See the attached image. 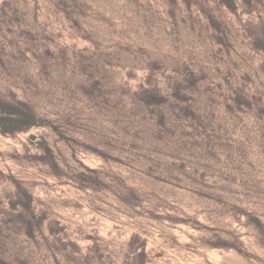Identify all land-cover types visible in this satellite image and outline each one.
Returning a JSON list of instances; mask_svg holds the SVG:
<instances>
[{
  "label": "rangeland",
  "instance_id": "obj_1",
  "mask_svg": "<svg viewBox=\"0 0 264 264\" xmlns=\"http://www.w3.org/2000/svg\"><path fill=\"white\" fill-rule=\"evenodd\" d=\"M0 103V264H264V0H0Z\"/></svg>",
  "mask_w": 264,
  "mask_h": 264
},
{
  "label": "trees",
  "instance_id": "obj_2",
  "mask_svg": "<svg viewBox=\"0 0 264 264\" xmlns=\"http://www.w3.org/2000/svg\"><path fill=\"white\" fill-rule=\"evenodd\" d=\"M229 4L228 2L227 5ZM0 121L4 123L5 127L11 125L6 124L8 122L14 123L15 128H0L1 133L12 137L40 125L31 111L8 103H0Z\"/></svg>",
  "mask_w": 264,
  "mask_h": 264
},
{
  "label": "water",
  "instance_id": "obj_3",
  "mask_svg": "<svg viewBox=\"0 0 264 264\" xmlns=\"http://www.w3.org/2000/svg\"><path fill=\"white\" fill-rule=\"evenodd\" d=\"M32 140H35V137H31Z\"/></svg>",
  "mask_w": 264,
  "mask_h": 264
}]
</instances>
